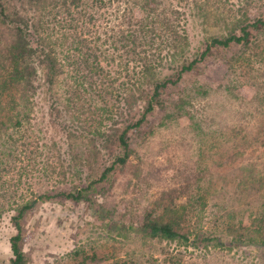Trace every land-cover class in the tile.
Returning <instances> with one entry per match:
<instances>
[{"label":"trees","instance_id":"obj_1","mask_svg":"<svg viewBox=\"0 0 264 264\" xmlns=\"http://www.w3.org/2000/svg\"><path fill=\"white\" fill-rule=\"evenodd\" d=\"M188 7L202 9L198 0H0V134L6 135L0 144L42 145L37 152L27 151L25 161L32 167L22 166L19 177L37 174L51 187L33 198L19 195L16 184L8 183L13 180L3 179L13 174L15 161L0 163L5 194L0 199L8 197L15 206L9 217L15 231L8 237V264H27L24 218L48 202L84 204L118 237L197 248L247 247L262 254L264 208L249 223L224 229L230 237L224 241L204 229L208 199L191 180L161 191L140 211L117 213L122 214L117 218L108 208L107 198L117 186L128 182L129 187L139 173L131 160L153 136L154 121L194 119L192 101L209 91L203 81L209 62L218 64L212 74L216 84L239 98L264 45V0L260 5L247 1L225 34L193 50L185 49L181 24ZM67 23L70 50L62 55L53 30H65ZM39 93L48 100L52 135L43 133L34 114L33 98ZM241 133L232 127V144L264 147V129ZM91 250L77 247L64 264L109 258L102 250L88 255ZM120 260L112 264H128Z\"/></svg>","mask_w":264,"mask_h":264},{"label":"rangeland","instance_id":"obj_2","mask_svg":"<svg viewBox=\"0 0 264 264\" xmlns=\"http://www.w3.org/2000/svg\"><path fill=\"white\" fill-rule=\"evenodd\" d=\"M247 1L198 0L202 9L188 7L181 20L186 34L185 49H196L209 37L225 34L232 25L235 11L245 8ZM262 1L252 0L257 5ZM65 27V30L60 26L53 30L60 40L57 49L62 55L70 50V30H66L70 23ZM257 52L258 56L251 62L250 79L239 98L230 95L227 86L213 80L218 64L211 60L203 76V81L209 83V91L192 101L194 119L154 121L153 136L131 160V164L140 167L139 173L129 187L128 182H122L107 198L108 208L115 217L122 215L117 213L140 211L157 199L161 191L187 180L195 182V191L208 199L203 214L204 229L221 235L224 241L230 239L224 229L230 226L236 229L240 221L249 223L259 209L264 208V147L253 142L234 145L230 137L235 126L242 131L241 136L264 129V45ZM33 100L40 129L52 135L55 128L48 116L46 96L39 93ZM3 137L6 135L0 134V143ZM20 137L18 134L15 140ZM38 147L41 149L42 145L0 144V163L11 166L15 161L13 174L3 179L13 180L8 183L16 184L19 195L29 198L51 188L37 174L30 179L24 175L19 177L22 166L32 167L25 161L27 151L37 152ZM251 172H255L254 178ZM1 184L0 181L2 196L5 194L1 192ZM17 199L18 195L15 201ZM13 201L8 197L0 199V264H8L10 257L8 237L15 231L9 222L15 207ZM23 228L22 249L27 264H64L70 251L79 246L92 249L88 255L102 250L104 256H109L105 260L86 259L85 264H112L120 259L127 260L128 264H264V251L259 255L253 248H197L176 241H150L131 235L118 237L92 218L84 204H39L25 216Z\"/></svg>","mask_w":264,"mask_h":264}]
</instances>
